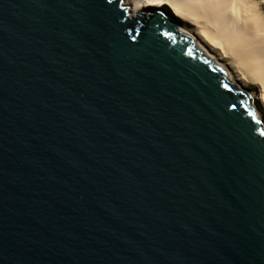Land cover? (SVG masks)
I'll use <instances>...</instances> for the list:
<instances>
[{
  "label": "water",
  "instance_id": "1",
  "mask_svg": "<svg viewBox=\"0 0 264 264\" xmlns=\"http://www.w3.org/2000/svg\"><path fill=\"white\" fill-rule=\"evenodd\" d=\"M238 95L155 9L0 0V264H264Z\"/></svg>",
  "mask_w": 264,
  "mask_h": 264
},
{
  "label": "bare ground",
  "instance_id": "2",
  "mask_svg": "<svg viewBox=\"0 0 264 264\" xmlns=\"http://www.w3.org/2000/svg\"><path fill=\"white\" fill-rule=\"evenodd\" d=\"M130 12L160 11L185 27L195 42L250 93L264 125V0H126Z\"/></svg>",
  "mask_w": 264,
  "mask_h": 264
},
{
  "label": "rangeland",
  "instance_id": "3",
  "mask_svg": "<svg viewBox=\"0 0 264 264\" xmlns=\"http://www.w3.org/2000/svg\"><path fill=\"white\" fill-rule=\"evenodd\" d=\"M120 2H121V4L123 5L124 8L128 9V11L131 10V7H130L129 5L126 4V0H120ZM129 12H130V11H129ZM222 70H223V69H222ZM223 71H224V70H223ZM224 72H225V71H224ZM225 73H226V72H225ZM226 74H227V73H226ZM243 92H244L245 96L247 97L248 101L250 102V105H251V108H252V111H253V113H254V116H255L256 121L260 124V127H261L262 129H264V125H263V123L259 120V117H258V115H257V113H256V111H255V109L253 108V99H252L250 93L247 92V91H243Z\"/></svg>",
  "mask_w": 264,
  "mask_h": 264
},
{
  "label": "trees",
  "instance_id": "4",
  "mask_svg": "<svg viewBox=\"0 0 264 264\" xmlns=\"http://www.w3.org/2000/svg\"><path fill=\"white\" fill-rule=\"evenodd\" d=\"M143 18H146L147 19V17H143ZM148 18H150L149 16H148ZM140 23H142V22H140ZM238 96H240V97H242L241 95H238ZM246 102H248V99H247V97H242Z\"/></svg>",
  "mask_w": 264,
  "mask_h": 264
}]
</instances>
